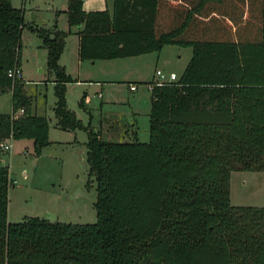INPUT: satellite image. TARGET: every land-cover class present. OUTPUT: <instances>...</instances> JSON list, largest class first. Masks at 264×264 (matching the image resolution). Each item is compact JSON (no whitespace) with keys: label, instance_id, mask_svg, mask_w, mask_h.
Segmentation results:
<instances>
[{"label":"trees","instance_id":"trees-1","mask_svg":"<svg viewBox=\"0 0 264 264\" xmlns=\"http://www.w3.org/2000/svg\"><path fill=\"white\" fill-rule=\"evenodd\" d=\"M64 10L79 27V59L164 44L191 53L175 80L147 82V140L135 130L130 140L104 139L64 101L65 32L24 21L21 6L0 0V92L10 90L11 104L0 112V139L30 138L36 155L49 142L47 118L30 112L22 80L7 75L19 67L26 27L41 37L54 74L55 125L86 131L95 182L91 222L9 221L11 180L0 165V264H264V205L229 202L231 170H264V0H112L110 10L66 0Z\"/></svg>","mask_w":264,"mask_h":264},{"label":"rangeland","instance_id":"rangeland-1","mask_svg":"<svg viewBox=\"0 0 264 264\" xmlns=\"http://www.w3.org/2000/svg\"><path fill=\"white\" fill-rule=\"evenodd\" d=\"M11 2L22 7L24 20L29 19L49 32L55 23V28L64 30L68 43L72 39L77 25H71L67 32L66 0ZM82 6L85 10L110 9L111 0H82ZM253 15L251 12L248 18L251 24ZM166 47L160 51L156 66L165 73L172 70L179 75L191 48L175 44ZM63 55L67 64L74 67L75 59L69 47ZM18 61L25 80L24 90L31 98L33 110L48 116L50 142L37 155L32 152L30 138L12 139L9 149H0V165L8 166L11 180L7 219L20 220L26 214L49 220L91 222L95 219V182L87 173L86 131L82 127L68 130L54 126L55 117L51 110L56 98L54 87L49 80L40 78L43 74L48 77L54 74L46 72L45 47L41 37L26 27L20 33ZM105 89H100L103 95L99 98L96 85L71 80L64 87V101L82 123L89 122L104 139L130 140L132 128L138 140H147L149 100L145 96L148 93L145 83L138 84L136 91H130L124 81L108 84ZM105 97L111 99L106 101ZM0 111H10L9 91L0 93ZM229 202L234 205H264V170H231Z\"/></svg>","mask_w":264,"mask_h":264},{"label":"crops","instance_id":"crops-1","mask_svg":"<svg viewBox=\"0 0 264 264\" xmlns=\"http://www.w3.org/2000/svg\"><path fill=\"white\" fill-rule=\"evenodd\" d=\"M111 3H112V0H111ZM110 9H111V7H110ZM24 21H30V20L27 19ZM34 24H36V23H34ZM69 27L70 26L67 23V32L70 30ZM78 28L79 27L77 26L76 29L73 30V35H71L72 39H70L69 43H68V38H67L66 34L64 35V37H63L64 44H63L62 50L58 56V63L63 66L64 71L68 75H70L72 80L84 81V82H87L88 85H96L97 86L96 96L99 98H102V95H103L101 93L100 89H103V88L105 89V86H107L108 84H113V82L118 83V82L124 81L127 84V87H128L129 83H134V85H135L134 89H129V87H128V89L130 91H136L138 84L145 83L146 88L148 89V93H145V96L149 100V88H148L147 82L150 79L155 77L154 69L157 68L156 62L160 58L159 57L160 51L162 50L163 47L167 48L166 46L168 44H164L159 50L144 52V53H140V54H136V55H128V56L114 57V58L79 59L77 57V34H76V30ZM59 30L64 31L63 29H60V28H59ZM20 33H21V31H20ZM68 47H69L70 53L72 54L73 58L75 59V66L74 67L67 64L66 60H64L63 54H64V52H66ZM45 57H46V48H45ZM85 60H88V61L85 62ZM97 60L99 63H96ZM19 67H20V64H19ZM151 67H153L152 70H151ZM20 69H21V67H20ZM169 71H172V70H169ZM46 72L51 73L50 71H48L47 67H46ZM73 73H75V76L73 75ZM40 78H43L44 80H49V82H51L53 85L55 83L54 76L48 77V75L44 76V74H43ZM20 79L22 80V83H24L25 80L23 79L22 72L20 73ZM66 83H65V85H66ZM23 88H24V86H23ZM7 91L10 92V90H6V91L0 92V93L1 94L6 93ZM110 99L111 98H109V97L108 98L105 97L106 101L110 100ZM135 99H136V97H135ZM53 105H54V103L51 105V110H52ZM32 106L33 105L31 103V108H30L31 113L38 114V115H44L46 118L48 117L47 114H45V113L35 112L33 110ZM132 111H133V109H132ZM3 112H6V111H3ZM10 112H11V104H10L9 113ZM17 112H20V110L18 109ZM52 113H53V110H52ZM47 120H48V118H47ZM55 120H56V118H55ZM54 126L56 127L55 121H54ZM68 130H73V129H68ZM130 131L133 132V129L130 128ZM47 137H48V132H47ZM48 140L50 142L49 138H48ZM31 144H32V140H31ZM9 177H10V175H9ZM8 212H9V198H8V202H7V213Z\"/></svg>","mask_w":264,"mask_h":264},{"label":"built area","instance_id":"built-area-1","mask_svg":"<svg viewBox=\"0 0 264 264\" xmlns=\"http://www.w3.org/2000/svg\"><path fill=\"white\" fill-rule=\"evenodd\" d=\"M154 74L156 77H154L156 80L161 81V80H175L178 75L174 71H169L168 73L163 72L161 69L156 68L154 69ZM7 75L10 77H20V68L17 66L11 67L7 69ZM129 89H134L135 85L134 83H129L128 84ZM149 87V85H148ZM21 111V109H19ZM11 137H5L3 139H0V149L5 151L6 149H9L11 146Z\"/></svg>","mask_w":264,"mask_h":264}]
</instances>
